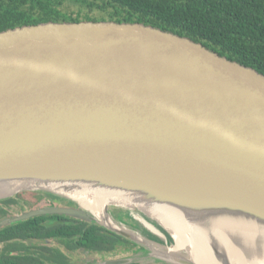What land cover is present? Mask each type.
I'll use <instances>...</instances> for the list:
<instances>
[{"label":"water","instance_id":"1","mask_svg":"<svg viewBox=\"0 0 264 264\" xmlns=\"http://www.w3.org/2000/svg\"><path fill=\"white\" fill-rule=\"evenodd\" d=\"M12 183L18 189L0 187V202L39 191L75 207L34 209L0 221V230L62 215L139 248L103 264H142L143 253L157 264H196L132 212L170 234L147 213L165 206L210 242L209 222L220 217L264 226V75L140 23L48 22L1 32L0 186ZM87 185L128 195L131 206H108L124 208L140 229L107 206L106 216L125 226L113 229L55 188ZM212 255L230 264L216 248Z\"/></svg>","mask_w":264,"mask_h":264},{"label":"trees","instance_id":"2","mask_svg":"<svg viewBox=\"0 0 264 264\" xmlns=\"http://www.w3.org/2000/svg\"><path fill=\"white\" fill-rule=\"evenodd\" d=\"M68 3H76L79 10L65 9ZM86 21L140 23L171 32L264 75V0H0V33L48 22ZM11 203L7 200L3 205ZM115 216L140 229L129 212ZM50 239L59 240L69 251L116 250L117 255L137 247L98 224L62 215L41 216L0 230V243L5 244L0 264H48L54 260L69 264L57 250L42 246L43 251H32L25 245ZM20 249L27 254H11Z\"/></svg>","mask_w":264,"mask_h":264},{"label":"bare ground","instance_id":"3","mask_svg":"<svg viewBox=\"0 0 264 264\" xmlns=\"http://www.w3.org/2000/svg\"><path fill=\"white\" fill-rule=\"evenodd\" d=\"M0 187L10 191L18 189V185L14 183L4 184ZM55 188L79 201L82 207L91 210L111 228L124 231V225L117 224L106 216L105 208L109 204L131 206L132 199L128 195L95 188L92 185L72 186L70 189ZM147 207L149 209L147 213L156 218L175 240L172 251L182 253L188 251L196 264H220L212 255L214 248L222 256H228L225 258L229 260L230 264H264V226L246 222L248 220L245 219L220 217L221 220L209 222L211 225L209 230L214 232L217 237L213 242H210V236H207L205 230L188 225L185 217L177 211L165 206ZM138 219L140 218L138 217ZM141 222L152 232L162 236L160 231L146 221L141 220Z\"/></svg>","mask_w":264,"mask_h":264},{"label":"flooded vegetation","instance_id":"4","mask_svg":"<svg viewBox=\"0 0 264 264\" xmlns=\"http://www.w3.org/2000/svg\"><path fill=\"white\" fill-rule=\"evenodd\" d=\"M34 194L35 195H28V194L24 193V194H21L18 197L16 196V197L10 198L8 200H12V203L10 205H8V206L7 205H3L4 201L0 202V210H1V213L4 215L3 217H6V218L14 217L15 214H14L13 210L15 208L22 209L21 214L31 211L33 208L28 209V207H26L27 204H29L30 199H32L34 201L35 205L37 204V205H49V206L57 205V206H62V207H75L74 205L69 204V202L66 199H64L62 197H59V196H56L58 198H54V196H51L50 193L37 192V193H34ZM25 195H28L29 197H25ZM21 199H23V201H21ZM5 201H7V200H5ZM122 213L127 215L128 211H123L121 209L117 213V215H120ZM59 242L60 241L57 240V239H50V240H46L45 242H43L42 240H41V242L40 241H27V242H25V245L29 246L32 251H37V250L38 251H43L42 250V246H47L50 249L57 250L58 252H60L61 254L66 256V259H67V261H69V264H75L74 256H75V253H78V252H81V253L84 252L86 254L87 253L97 254V255H99V256H101L103 258H106V257L116 258L119 255V254L116 255V253H117L116 250H114V251H104V252H92V251H89V250L79 249V250H76V251H69L64 246V244L59 243ZM4 248H5V244L4 243H0V256H1V253L4 250ZM136 248H138V246ZM136 248H134L132 252H125V253H128V254L129 253L130 254L134 253L135 254L134 251L136 250ZM20 250L21 251H14L11 254L13 256H16V255H19V254H22V255L27 254L26 250H22V249H20ZM48 264H61V263H59L58 261L54 260V261L48 262Z\"/></svg>","mask_w":264,"mask_h":264},{"label":"rangeland","instance_id":"5","mask_svg":"<svg viewBox=\"0 0 264 264\" xmlns=\"http://www.w3.org/2000/svg\"><path fill=\"white\" fill-rule=\"evenodd\" d=\"M66 8H68V10L70 11V12H72V11H78L79 10V8H80V6L79 5H77L76 3L74 4V3H68V4H66V7H65V9ZM95 14L96 15H99V13L98 12H95ZM37 192H39V191H24V192H19V193H17V194H15V195H12V196H10V198H13V197H18V196H20L21 194H24V193H26V194H28V195H35L34 193H37ZM28 195H25V197H29ZM10 198H8V199H10ZM4 199V198H3ZM21 201H23V199H21ZM47 206H49V205H35V203H34V201L32 200V199H30V202H29V204H27V206L26 207H28V209H30V208H33L32 210H34V209H38V208H42V207H47ZM108 212L110 213V214H113V213H118L121 209L123 210V211H126L124 208H120V207H117V206H112V205H110V206H108ZM14 214H15V216H17V215H21V212H22V209H19V208H15L14 210ZM133 215L134 216H137V217H140V219H143V220H145V221H147V222H149V223H156L157 224V222L155 221V220H153V219H149L146 215H145V213L143 212V211H140V210H133ZM4 215L0 212V221H2L3 219H5L6 217H3ZM142 220V221H143ZM131 223H133V221H131ZM157 225H159V224H157ZM160 226V225H159ZM144 227V226H143ZM159 229V228H158ZM161 229V228H160ZM147 233H149L148 231H147V228H146V230H145ZM150 234V233H149ZM161 234H162V237L164 238V240L165 241H167V245L169 246V247H172L174 244H175V240L171 237V235L170 234H168L167 232L165 233V230H161ZM146 235V234H145ZM156 237V236H155ZM136 253L139 251V248H136ZM134 251V252H135ZM130 254V253H129ZM128 253H124V252H121V254H119L116 258H122V257H127V256H131V255H133L134 253H131L130 255H129ZM139 254H141V252L139 253ZM145 255H146V257H145ZM149 257V255L147 254V253H143L140 257H139V259H141V258H144L143 259V261L144 262H142V264H157L154 260H156V258H151L150 259V257ZM109 258V259H108ZM116 258H111V257H106V258H103V257H101V256H99V255H97V254H90V253H84V252H78V253H75V256H74V261H75V264H103L104 263V261L105 260H110V259H116ZM151 261H154V262H151Z\"/></svg>","mask_w":264,"mask_h":264}]
</instances>
